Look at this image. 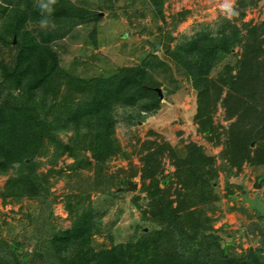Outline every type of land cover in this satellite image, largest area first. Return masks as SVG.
<instances>
[{"label": "rangeland", "instance_id": "374dc122", "mask_svg": "<svg viewBox=\"0 0 264 264\" xmlns=\"http://www.w3.org/2000/svg\"><path fill=\"white\" fill-rule=\"evenodd\" d=\"M163 1L164 18L160 20L147 0H66L80 14L94 15L80 17L88 23H74L58 0L50 14H42L40 8L46 0H0V85L5 84L0 99L7 95L5 86H14L7 79L21 65L20 57L26 56L24 62L35 57L21 53L25 32L57 57L61 73L33 90L36 99L54 106L56 116L58 107L65 104L72 109L92 97L86 88H71L77 84L71 85L65 72L102 75L111 81L115 75L123 76L125 69L143 68L151 79L148 84L157 90V96L115 106L116 148L101 174L96 173L83 140L73 155L65 152L57 161L52 158V146L40 156L37 172L48 189L45 198L22 196V188L14 186L18 183L14 170L0 175L1 263L14 264L10 247L14 243L24 247L31 264H50L45 239L51 234L72 235L77 221L89 235L92 254L121 243L133 245L140 256L144 245L129 242L148 233L156 236V242L145 243L149 245L146 252L152 251L146 264H185L187 260L180 255L183 249L175 244L186 239L192 227L203 231V213L211 220L208 226L213 238L208 242L218 245L216 250L225 256L264 248V0H253L242 19L227 18L221 8L225 0ZM186 11L182 19L179 14ZM38 13L50 15L46 29L33 23L40 18ZM24 18L29 21L17 28ZM226 21L244 40L249 31L252 37L259 34L253 38L259 45L248 53L239 45L224 58L213 59L208 92L200 97L175 57L181 59L185 44L203 33L217 36ZM238 62L243 77L239 76L232 90L222 78L225 71L236 77ZM53 87L57 92L49 89ZM71 135L60 134V138L71 146ZM190 191L195 204L186 196ZM162 212L171 216L175 233L165 234L161 224H156L163 223ZM72 244L71 240L56 243L53 249L62 259L73 260L77 254Z\"/></svg>", "mask_w": 264, "mask_h": 264}, {"label": "trees", "instance_id": "16d2710c", "mask_svg": "<svg viewBox=\"0 0 264 264\" xmlns=\"http://www.w3.org/2000/svg\"><path fill=\"white\" fill-rule=\"evenodd\" d=\"M147 1L157 15V18L163 20L164 1ZM62 2L63 5L60 6L58 3L61 4ZM65 2L66 0H58L57 6L68 10L67 16L71 17L74 23L81 22L80 17L87 18L94 16L86 11L84 14H80L78 9H75L70 3ZM253 3V0H237V8L240 10L238 18L242 19L245 14L244 10L252 6ZM59 9L53 14L58 13ZM187 14L188 12L186 11L180 13L179 16L185 19ZM38 16L40 18L34 20V24H39L40 19L50 18V15L49 17H43L40 13H38ZM94 19L91 22H95ZM28 21L27 18L21 19L16 24V27L23 28L24 24ZM86 22L88 23L89 20H82L81 23ZM248 33L247 38L251 40H244L236 31L234 25L226 21L225 25L218 28L217 36L203 33L200 38H196L185 44L183 49L185 51L181 55V59L178 56L175 57L177 61L181 62L185 74L193 79V84L199 90L200 97L208 92L206 90L209 89L208 74L211 72L209 66L213 59L219 60L224 58L232 53L231 51L234 47L239 45L243 46L242 49L247 53L251 49L253 50V47L259 45V43H253V38L259 34H255L252 37L251 32L249 31ZM24 36L26 38L23 40L21 53H24V55L27 53L35 54V57H33V60L25 59V62L24 58L26 56L20 57L21 65L7 79L14 86H5L3 93H7V95L5 98L0 99V175H5L10 170H14L18 175V183H14V186L19 189L20 187L22 188V196L28 199H37L45 198L48 195V189L41 184L39 180L40 175L37 172L40 163L39 158L42 154H45L48 147H53L55 156L52 155V158H54V161H57L65 152L68 155H73L76 150L75 148L84 140L89 146L90 156L95 162L96 173L101 174L105 162L114 153L116 148L113 109L117 104H134L142 96H157V90L150 83L148 84L151 79L148 72L144 71L143 68L125 69L124 74H122L123 76L120 74L115 75L111 81H107L108 77L102 75L99 77L89 74L87 76L83 74L78 76L65 72L68 75V82L71 85L77 84V86L71 88L79 91L86 88L89 91L87 93L92 92V97L82 105H74L72 109L66 107L65 104L58 107V115L56 116L55 109L53 110L54 106L46 100L36 99L37 93L33 90L36 91V89L41 88L56 73H61L57 57L50 47H39L32 40L29 33L25 32ZM170 41H172V38H170ZM261 42H264V39ZM241 62L242 59L240 60ZM238 67L239 62L237 63V69ZM241 70V68L238 69L236 77H233L229 71H225V76L222 78L224 85L235 90L234 86L238 84ZM242 77L240 76V78ZM2 84L0 85V90L5 85L4 83ZM93 85L94 87H92ZM15 88L18 90L17 94L14 93ZM49 89H54L57 92L56 87ZM44 92L45 90L39 93ZM261 113L263 114L264 110ZM68 132L72 134L69 138L71 146L65 144L60 138V134H65L66 136ZM202 159L206 160L207 158L202 156ZM248 160L251 161L250 158ZM198 183L199 181H195L194 184ZM186 196L189 198V203H193L195 199L194 193L190 191ZM160 215L163 223L156 220L157 225L158 223L161 224L159 228L165 234L167 231L175 233L177 226L172 223L171 216L164 212L160 213ZM200 220V227L203 228V231L192 230V227L191 231H187L188 234L184 235L186 239L182 240V237L179 241L180 243L178 245L177 243L175 244L183 249L184 254L187 253L186 251L191 252V254H186L188 257L180 253L184 260H187L185 264H264V255H262L264 248L257 250L249 248L240 255L234 253L227 256L223 252L216 250L218 245L214 244L213 241L208 242L209 239L213 238V235L209 234L210 228L208 226L211 220L205 216V213L200 215ZM196 227L199 226L195 225L194 228ZM198 232H200L199 236H195ZM142 237L144 238L129 242L135 244L142 243L144 245V248H141L139 252L140 256H137L134 252L133 245L121 243L108 250H99L92 254L90 247L87 245L89 242L88 233L83 229V225L75 221L72 235L70 233L62 235L51 234L49 239H45L47 245L45 247V255L50 264H146L148 256L152 251L146 252L149 249V245L145 243H155L156 236L151 237L147 233L143 234ZM76 239L78 243L75 244ZM70 240L73 242L72 249H75L77 256L73 260H69L68 258L62 259L61 255H58V252L56 253L53 247L56 243H67ZM80 244L81 246L78 247ZM10 247L13 257L12 261L15 260L14 264H31L29 260L27 263H23L21 255L17 253V251H21L22 254L25 253L24 247H19L14 243H11ZM175 255L176 253L171 255L170 259H173ZM0 264H10V261L5 260L2 263L0 262Z\"/></svg>", "mask_w": 264, "mask_h": 264}, {"label": "clouds", "instance_id": "9594fccd", "mask_svg": "<svg viewBox=\"0 0 264 264\" xmlns=\"http://www.w3.org/2000/svg\"><path fill=\"white\" fill-rule=\"evenodd\" d=\"M56 3V0H46V2H41L40 8L42 14L46 11L49 14L52 12V5ZM222 10L226 14L228 19H232L234 17L239 16V11L236 7V0H225V2L221 5ZM51 21L48 18H43L39 21V25L42 29H46Z\"/></svg>", "mask_w": 264, "mask_h": 264}, {"label": "water", "instance_id": "95a60500", "mask_svg": "<svg viewBox=\"0 0 264 264\" xmlns=\"http://www.w3.org/2000/svg\"><path fill=\"white\" fill-rule=\"evenodd\" d=\"M130 186H131V188L134 189L135 184H131ZM131 188H129V190H133V189H131ZM17 253H18L19 255H21V258H22V262H23V263H26V262L28 261V256H27L26 253H23V254H22L21 251H17Z\"/></svg>", "mask_w": 264, "mask_h": 264}]
</instances>
